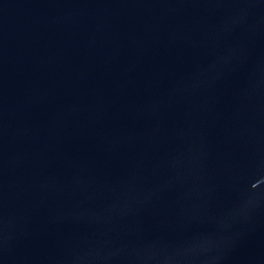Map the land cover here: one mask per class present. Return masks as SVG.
<instances>
[{
    "label": "water",
    "instance_id": "water-1",
    "mask_svg": "<svg viewBox=\"0 0 264 264\" xmlns=\"http://www.w3.org/2000/svg\"><path fill=\"white\" fill-rule=\"evenodd\" d=\"M0 264H264V0H0Z\"/></svg>",
    "mask_w": 264,
    "mask_h": 264
}]
</instances>
